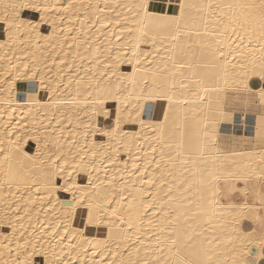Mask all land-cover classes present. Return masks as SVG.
Returning a JSON list of instances; mask_svg holds the SVG:
<instances>
[{"label":"snow or ice","instance_id":"6c2138e0","mask_svg":"<svg viewBox=\"0 0 264 264\" xmlns=\"http://www.w3.org/2000/svg\"><path fill=\"white\" fill-rule=\"evenodd\" d=\"M57 43L63 58L32 54ZM81 46L97 71L75 63ZM17 47L0 56L8 91L40 77L71 113L37 125L34 88L0 101V264H264V0H11L0 51ZM249 112L259 152L236 150Z\"/></svg>","mask_w":264,"mask_h":264},{"label":"bare ground","instance_id":"6f19581e","mask_svg":"<svg viewBox=\"0 0 264 264\" xmlns=\"http://www.w3.org/2000/svg\"><path fill=\"white\" fill-rule=\"evenodd\" d=\"M10 2H11V0H0V13H3L5 11V5L9 4ZM7 10L9 11V13L11 12V8H8ZM28 15H31V13L29 12ZM88 39L91 41V43L93 45V52L95 51V48L97 46H100L102 48H106L108 46L106 36L98 37L96 40H92L91 35H90L88 37ZM117 43H119V42L113 41V44H117ZM42 44H43V42H42ZM67 51H68L67 45L65 46L64 50L61 51L59 49V44L57 43V48L55 50V53L53 52V50L51 49L50 46H47V47H44L43 50L33 51L32 54H34L37 57V59H39L40 61L47 63L53 54H58L61 58H63L64 53ZM75 51L76 50L73 49V53ZM142 51H151L150 45H142ZM79 53L81 56L85 57V59L83 61L77 59L75 61V63L76 64H82L84 70L92 68L93 71H97L95 66L90 63L91 58H92V53L85 52L84 46H81V48L79 49ZM3 55H7L9 57H19V58L23 59L24 52L19 47H17L14 52L8 51L5 53L3 51H0V56H3ZM68 59H69V61H71V54L69 55ZM149 59H151V57H149ZM13 62H15V59L13 60ZM9 68H10V64H8L6 61H0V89H3V91H0V101L11 99L12 101H14V106L15 105L24 106L27 103L29 96L33 94L32 89L34 88L35 93L38 94V98H42L41 104L47 105V107H41L39 105L32 107V112L36 114L35 120L37 122V125H39V123L41 121H43L44 123H47L48 118L53 117V116H55L58 119L60 117L61 112H64L66 116L71 113V106H62V107H60L59 111L54 110V106L51 103V101H53L55 99H68L69 97L63 90L60 93H58L56 96H53V94L50 90L45 91L44 89H42L40 87V77H36L34 80H31V81L26 80V79L18 80V81H16V84L12 88L11 92H9L8 91L9 84H4L2 82L4 79L8 78V77H5L4 73ZM84 70H81L77 75L78 76H84V74H85ZM131 71H132L131 66L128 65L127 63H125L121 66V72L131 73ZM51 76L52 77L56 76L55 70H53V72L51 73ZM52 84L54 86V84H55L54 79L52 81ZM124 87H126L130 90L133 87V85H131L128 81H125ZM109 103L113 104V102H111V101ZM4 108H5L4 104L0 103V109H4ZM8 110H10V109H8ZM16 111H17V115L15 118L20 119V116L23 114V113H21V108L17 107ZM28 111H29L28 107L23 108L24 113H27ZM6 119H7V117L0 120V138H3V135H4V130H3L2 125ZM99 122H100L101 126H105L107 123L106 119L103 117L100 118ZM237 126L240 129L239 134L248 136L252 140V143L250 145H247V146H244L241 148H237L236 150L237 151H243V152H259L261 142L255 139V137H256V123H255V118L253 116V113L249 112V113H247V116H241L240 120L237 122ZM29 132L30 133L32 132L31 128H29ZM25 139L28 140L29 138L25 137ZM21 145L25 151L29 152V155L35 154L36 147H35V140L34 139L30 140L28 143H24L22 141ZM41 146L43 147V144ZM122 155H123V159H125V160L129 159L127 154L122 153ZM18 159L20 160L21 164L25 168L31 167V163L27 160H24L22 158V155L19 156ZM128 167H129V169H131V161H129ZM114 174L119 179L120 173L117 172ZM156 175H157V177H159V173H157ZM125 179H128V177H125ZM167 179L170 180L171 178L167 177ZM133 180L136 181V184L134 186L132 184ZM145 180H147V177H145ZM128 183H129L128 192H132L133 194H135L141 188V184L139 183V180L136 176H133L131 179H128ZM159 184H160V180L157 179V185H159ZM116 187L119 189L121 187V185L118 183L116 185ZM144 190L145 191H151L153 194L157 195L158 199L164 198L165 193L167 191L166 188H160V190L158 191L156 188H147V187H145ZM128 192L124 193L125 197L128 196ZM174 195H178V194L174 193ZM66 198L67 197H65V196H61V199H66ZM77 223H79V221H77ZM156 223H157V221L153 220V224H156ZM152 231L155 232L156 229L153 228ZM145 232H147V220H145ZM92 234L97 235L98 234L97 230L93 229Z\"/></svg>","mask_w":264,"mask_h":264}]
</instances>
